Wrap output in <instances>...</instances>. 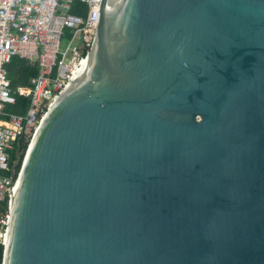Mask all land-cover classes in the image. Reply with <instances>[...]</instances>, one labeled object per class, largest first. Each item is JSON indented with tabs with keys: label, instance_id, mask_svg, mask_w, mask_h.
<instances>
[{
	"label": "water",
	"instance_id": "1",
	"mask_svg": "<svg viewBox=\"0 0 264 264\" xmlns=\"http://www.w3.org/2000/svg\"><path fill=\"white\" fill-rule=\"evenodd\" d=\"M0 264H264V0H101Z\"/></svg>",
	"mask_w": 264,
	"mask_h": 264
},
{
	"label": "built area",
	"instance_id": "2",
	"mask_svg": "<svg viewBox=\"0 0 264 264\" xmlns=\"http://www.w3.org/2000/svg\"><path fill=\"white\" fill-rule=\"evenodd\" d=\"M0 0V245L7 241L12 197L26 149L53 101L80 77L92 46L101 0ZM13 56L36 66L27 85L11 86L6 65ZM16 95L27 99L11 111ZM23 146H25L23 148Z\"/></svg>",
	"mask_w": 264,
	"mask_h": 264
},
{
	"label": "trees",
	"instance_id": "3",
	"mask_svg": "<svg viewBox=\"0 0 264 264\" xmlns=\"http://www.w3.org/2000/svg\"><path fill=\"white\" fill-rule=\"evenodd\" d=\"M85 12V7L74 1L70 10L71 14L81 16ZM7 75L11 81V86L27 85L29 79L37 74L36 66L30 65L25 59L19 56H13L11 61L6 65ZM27 99L22 95H16V103L11 106V111L15 113H22L26 108ZM25 146H23L24 148ZM1 256H3V247L0 245V263Z\"/></svg>",
	"mask_w": 264,
	"mask_h": 264
}]
</instances>
